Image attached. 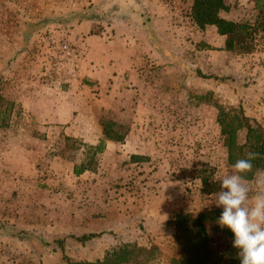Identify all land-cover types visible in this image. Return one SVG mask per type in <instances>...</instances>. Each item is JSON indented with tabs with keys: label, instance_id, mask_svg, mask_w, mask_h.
<instances>
[{
	"label": "rangeland",
	"instance_id": "obj_1",
	"mask_svg": "<svg viewBox=\"0 0 264 264\" xmlns=\"http://www.w3.org/2000/svg\"><path fill=\"white\" fill-rule=\"evenodd\" d=\"M98 1L0 0V264H180L172 221L203 211L264 244V170L239 176L218 121L242 108L264 128L262 34L229 51L182 4L162 34L156 11ZM227 4L230 19H264L255 1ZM106 125L124 138L76 175ZM201 173L220 190L205 193ZM206 226L217 254L241 255L224 224Z\"/></svg>",
	"mask_w": 264,
	"mask_h": 264
},
{
	"label": "trees",
	"instance_id": "obj_2",
	"mask_svg": "<svg viewBox=\"0 0 264 264\" xmlns=\"http://www.w3.org/2000/svg\"><path fill=\"white\" fill-rule=\"evenodd\" d=\"M230 6L227 0H193L190 16L196 26L205 30L214 27L217 33L224 36L225 48L229 51H239L250 53L255 49L257 35L264 37V19L255 23L239 22L221 16L222 11H229ZM255 9L259 11L258 17L264 15V0H255ZM1 99V92H0ZM229 113L221 111L218 121L221 125V134L224 137V145L228 149V163L235 167L239 176L244 179H252L259 170H264V128L256 127L251 118L245 115L242 108L232 110ZM111 125L104 127L105 138L99 140L97 144L90 145L91 159L87 163L76 165L74 173L82 175L91 170L94 158L105 151L106 140L116 138L122 140L124 134H119ZM239 131L245 132L243 142H239ZM202 189L205 193L211 194L220 190L222 182L211 180L210 174L201 173ZM220 221L226 226L225 234L234 242L242 243L241 255H231L229 259L223 258L211 248V236L208 232L206 222ZM172 224L176 230L175 237L184 243V256L180 264H244L245 260L252 258L255 264H264V244L260 239L251 235L247 240L245 236L237 234L235 230V217L222 212H199L193 218L185 214L178 215ZM95 237L89 234L81 240ZM245 256V257H244ZM82 264V263H76ZM87 264H114L109 257L104 261Z\"/></svg>",
	"mask_w": 264,
	"mask_h": 264
},
{
	"label": "crops",
	"instance_id": "obj_3",
	"mask_svg": "<svg viewBox=\"0 0 264 264\" xmlns=\"http://www.w3.org/2000/svg\"><path fill=\"white\" fill-rule=\"evenodd\" d=\"M103 7L101 10H107L112 5V0H104ZM241 1V0H239ZM255 0H250V4H254ZM96 2V5H100L102 2L98 0H93ZM245 2V1H243ZM181 4L184 6L186 10H189V15L191 11V6L193 4V0H188V5L186 3L181 2L180 0H120V7L122 9L126 8L127 13H138L139 11L143 13H153L154 18L156 17V22L162 31L161 33L165 32V30H174L178 27L177 16L181 12ZM132 6V7H131ZM186 12V11H185ZM221 16L227 19H230L224 11L221 12ZM192 19L191 16L188 17ZM233 20V19H231ZM238 21V20H235ZM183 22V21H182ZM130 22H127L129 24ZM130 26V25H128ZM71 93V92H70Z\"/></svg>",
	"mask_w": 264,
	"mask_h": 264
}]
</instances>
